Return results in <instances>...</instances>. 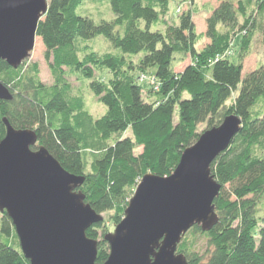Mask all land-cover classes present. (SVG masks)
Here are the masks:
<instances>
[{"label":"trees","instance_id":"obj_1","mask_svg":"<svg viewBox=\"0 0 264 264\" xmlns=\"http://www.w3.org/2000/svg\"><path fill=\"white\" fill-rule=\"evenodd\" d=\"M103 1L113 18L95 23L78 12L83 0H47L36 36L52 84H43L38 71L22 62L13 68L0 61V82L11 93L10 100H0V141L3 118L15 129L35 131L36 147L43 146L68 173L83 176L79 188L85 202L101 215L113 211L117 225L143 175L169 176L201 132L237 116L240 130L210 164L220 185L213 201L218 221L208 231L191 227L176 253L188 264H264V63L245 74L242 66L256 34L264 44V0H217L201 32L191 8L178 15L177 23L165 19L172 2L194 0ZM97 36L115 52L80 50L79 41ZM236 36L238 50L230 47ZM178 55L193 62L177 72ZM97 67L112 77L97 78ZM133 70L149 72L157 87L144 95ZM67 71L85 75L106 108L103 115L88 116L83 95L73 94L65 79ZM86 119L101 144L88 173L84 153L93 148L86 140ZM200 124L206 125L202 131ZM102 224L86 230L97 241V263L109 254L108 244L99 239ZM14 235L11 219L0 212V264H29L12 245Z\"/></svg>","mask_w":264,"mask_h":264},{"label":"water","instance_id":"obj_2","mask_svg":"<svg viewBox=\"0 0 264 264\" xmlns=\"http://www.w3.org/2000/svg\"><path fill=\"white\" fill-rule=\"evenodd\" d=\"M47 0H0V61L17 68L34 48L38 21ZM11 93L0 82V100ZM0 141V212L11 219L29 264H188L176 253L193 226L210 230L218 221L213 201L220 185L210 164L240 130L241 120L226 116L186 148L166 177L142 176L124 216L103 240L109 254L96 262L97 241L86 230L101 222L76 189L83 176L68 173L31 129H15L3 118Z\"/></svg>","mask_w":264,"mask_h":264},{"label":"rangeland","instance_id":"obj_3","mask_svg":"<svg viewBox=\"0 0 264 264\" xmlns=\"http://www.w3.org/2000/svg\"><path fill=\"white\" fill-rule=\"evenodd\" d=\"M216 3L217 0H194L192 3L172 2L169 6V10L165 19L167 22L177 23L178 15H180L182 11L191 8L194 14V22L197 32H201L205 30V17L211 12ZM176 8H178L177 11H175ZM78 12L83 16L85 15L93 19L95 23H98L100 20H111L113 18V13L109 5L103 0H83ZM239 42L240 36H236L234 40L230 42V47L234 50H238ZM205 43V39L201 40L197 45L198 48H201ZM77 45L80 50L84 49L86 50L85 52H92L97 55L107 52H115V49L111 46V44L102 36H97L85 42L79 41ZM43 52L44 47L40 39L36 38L33 50L30 52V55L24 61H22V63H24L26 69H36V71H38V77L40 81L43 84L50 85L53 82V77L49 71L47 62L43 57ZM81 54H83V52H81ZM134 60H136V58H134ZM191 62H193V60L188 55L176 56V59L174 60L175 71H180L184 66ZM262 63H264V44L262 43L260 37L256 34L250 46L249 53L242 60L243 74L256 68ZM67 72L68 73L65 79L70 83V86L73 89V94L81 93L83 95L84 110L88 116L92 119H95L103 115L106 108L98 101L95 95L88 88L89 81L85 79V75L83 73H80L81 75H77V73H69V71ZM93 72V74L101 80H107L108 78L110 79L112 77V74L109 70L101 67L95 68ZM148 75L149 72L144 73L139 70L132 71V76L142 84L144 95H148V89L153 87V85L154 87H157L152 79L153 77ZM205 127V124H200L198 126V131L204 130ZM84 131L88 144L94 149L87 150L84 153L85 173H88L92 170V160L94 155L97 154L95 151L101 149V144L99 143L98 136L91 131L88 120L87 122L84 121ZM76 190L80 191L85 196L80 188H77ZM131 193L129 191L128 195ZM133 193L131 194L130 198L132 197ZM101 216V222L103 223V226L99 229V239H103L104 235L113 232L116 226V223L113 220V217L115 216L113 211L104 213ZM11 243L14 247H19V242L15 235L12 237ZM201 244H203L202 241Z\"/></svg>","mask_w":264,"mask_h":264}]
</instances>
